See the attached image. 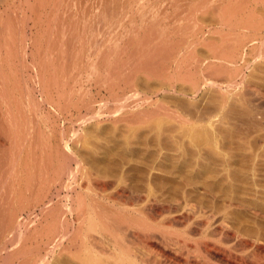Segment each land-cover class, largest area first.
I'll use <instances>...</instances> for the list:
<instances>
[{"label":"rangeland","instance_id":"rangeland-1","mask_svg":"<svg viewBox=\"0 0 264 264\" xmlns=\"http://www.w3.org/2000/svg\"><path fill=\"white\" fill-rule=\"evenodd\" d=\"M260 36L264 0H0V264H80L84 259L69 257L59 246L66 205L69 223L76 221L71 208L76 192L63 189L60 178L68 164L71 171L79 169L71 183L87 201L97 199L90 177L124 182L136 191L153 186L166 196L202 166L232 163L240 153L251 154L245 163L256 160L255 179L264 181V103L248 96L242 101L237 91L217 87L220 65L234 71L241 41L249 46ZM250 49L245 48L246 59ZM136 60H141L137 67ZM142 61L146 69L139 68ZM246 76L249 84L264 86V61L253 64ZM224 95L229 96L225 105ZM119 101H127L130 110L113 117L110 105ZM137 119L142 127L130 123ZM188 134L201 140L217 136L224 157L192 146ZM221 173L197 180L226 178ZM75 235L79 243L85 241L78 250L83 255L86 240Z\"/></svg>","mask_w":264,"mask_h":264},{"label":"bare ground","instance_id":"bare-ground-1","mask_svg":"<svg viewBox=\"0 0 264 264\" xmlns=\"http://www.w3.org/2000/svg\"><path fill=\"white\" fill-rule=\"evenodd\" d=\"M229 3H231V2H229ZM221 11H219V12H221ZM217 15H219V14H217ZM224 15H226V14H223V16ZM223 19H225V16L223 17ZM224 21L226 22V20H224ZM233 24H234V22H233ZM134 25H136V24H134ZM178 29H179V27H178ZM131 32L133 33V31H130V34H131ZM135 32H136V30H135ZM263 37H261L260 39L253 38L251 41L249 40V44H250V45L248 44L249 46H247V44H245V42H243V41H241L240 45L238 44L239 45L238 48H240L243 51V53H241V56L239 57L238 61L237 62L235 61L236 67H237L234 70L235 72L233 71V69H228V70L223 69L222 68L223 66L219 64L221 67L222 73H221V75H219L221 78L219 79V81H217L218 86L217 85L216 86L219 87L221 90H223V92L224 91L227 92L228 90L233 89V90L238 92V93L237 92L236 93H237V95H239L241 97L239 99H241L242 101H244L243 99L248 96L249 98H247V99H254V101H256L259 104L264 103V86H261L260 85L261 83L260 84L257 83L258 85H254L252 83L249 84L250 82L248 83L247 76H246V70L247 69H251L253 64H255V63L260 64L264 61V38ZM132 42H133V40H132ZM158 47H160V45H158ZM247 47L251 48L250 49V51H251L250 59H246L247 53H245V48H247ZM240 49H238V50H240ZM155 50H157L156 47H155ZM149 52H150V50H149ZM149 52H148V55H149ZM146 55H147V53H146ZM154 55L155 54H153V57H155ZM230 56H232V55H229V57ZM224 57H227V56H224ZM232 57H230V59ZM135 58L140 59V57L138 55H136ZM148 58H146L145 60H147ZM225 59L226 58H224L223 60H225ZM227 59H229V58H227ZM130 60L132 62L131 66H133V60L132 59H130ZM140 61L141 60H136V63L134 65L140 64ZM228 61H226V62L224 61L225 62L224 65H228V63H227ZM98 62H100V61H98ZM144 62H143V64L141 63L142 64L141 66L138 65L140 69H142L144 66L148 65V64L146 65L147 61H146L145 65H144ZM129 63H128V65H129ZM6 64H7V62H6ZM106 67H107V65H106ZM136 67H137V65H136ZM220 67H218V68H220ZM131 68L133 69V67H131ZM131 68H128V70H130ZM180 70L181 69L178 70V68H177L176 72L180 71ZM229 70L234 72V74H232V72L230 73ZM167 71H169V70H167ZM162 72H163V70H162ZM49 73H51V72H49ZM128 73H129V71H128ZM68 74H70V73H68ZM192 74L189 76L192 77ZM229 74H232V76H229ZM121 75L122 74H120V76ZM129 76H128V78H129ZM131 76H132V74H131ZM124 77L126 78V76H124ZM129 79L132 80L133 77H132V79L131 78H129ZM190 79H192V78L189 77V80ZM195 79H194V81H195ZM125 80L129 81L127 79H125ZM169 82H170V80H169ZM5 84H7L6 81H5ZM118 85H120V84L118 83ZM126 86H127V84H126ZM191 87L196 88L193 84ZM7 88H9V87L6 86V89ZM118 90H119V88H118ZM134 90L136 91V89H134ZM6 93L8 94V92H6ZM227 94L230 95V93H227ZM135 96H136V94L133 95L132 97H134V99H135ZM132 97L130 99H133ZM221 97L223 98L222 104L224 103L223 105H225L226 100L228 99L227 97H229V96L224 95ZM116 101L118 103V100H116ZM136 101H138V100L136 99ZM136 101H134L135 102V104L133 103L134 105H137ZM146 101L148 102V99ZM150 101H152V100L150 99ZM245 101H246V99H245ZM119 103L120 104H113V106L110 105L111 108H110V110L109 109L108 110H109V113L111 114V116L114 117V116L118 115L120 112L127 111V109L129 108L128 105H126L127 103L125 104V103H122L121 101H119ZM149 103L150 102H148V105H149ZM255 106H257V104ZM157 108H158V106H157ZM128 110H130V109H128ZM138 112L140 113V111H138ZM168 112H170V111H168ZM171 112H173V111H171ZM143 114H144V112H143ZM138 116L136 118H139L141 115L139 117ZM146 116H148V115H146ZM131 118H133V116ZM134 118H135V116H134ZM120 119H123V118H120ZM130 119H128V120L130 121ZM137 120H134V121L131 120L130 123L133 122L134 125L131 124L129 126L133 125V127H135L139 124H140L139 126H141V124L143 122L138 123L140 120H138V121ZM141 120L143 121V118ZM145 120H148V118H146ZM176 120H178V119H176ZM180 121L182 122V119ZM148 122H149V120L147 121V124H148ZM187 122L188 121H185V123H187ZM144 123H145V121H144ZM154 123L156 124L157 122H153V124ZM182 123H184V120ZM135 124H137V125H135ZM213 135H214V133H213ZM185 137H186V139H188L187 141H189V144H191V145L194 144V146L198 147V149L202 148V150H207V153L209 151L210 157H212L216 153L218 154V156L220 155L221 157L222 156L224 157V152L222 151L223 149L221 150L222 140H220L217 136L216 137H214V136L210 137V135H209L210 138L204 137L203 140H201L202 136H201V139H199V137H196L194 135L193 136L189 135V136H185ZM182 138H184V137H182ZM175 141H176V139H175ZM261 141L263 142V140H261ZM3 144H2V146H3ZM219 150H221L223 152L222 153L223 155L221 154V151H219ZM236 154H239V153H235V157H236ZM215 156H213V157L215 158ZM250 156H251V154H250ZM250 156L240 153V155L238 156L239 159L237 157L238 160L234 157L235 159L234 158L233 159L236 161H234L232 163H229L227 161L225 164H224V161H226L227 159L223 160V161L221 160L223 163L219 162L220 166L217 163L218 164L217 168L211 167L212 165L211 166H205L204 165L201 167V170L199 169V170L195 171L194 174L191 172L192 173V177H191L192 180L189 178L190 180L180 181L182 188L177 187L178 189L177 188L176 189L177 190L183 189V190H180V191L174 190L175 192L170 190L173 193H171V192L167 193L166 196L164 193L163 194L160 193L162 195H159L158 192H156L154 189H152L153 186L149 190L147 189L148 191H142V190L136 191V190L131 189L130 187L128 188L126 184H123L124 183L123 181H122L123 183H118V182L114 183L111 181L105 182L106 180L102 181V179L99 180L98 178H94V177L89 176L90 178L88 180H90V186H92V188L94 189V192L97 196V199L95 201H93V200L87 201V199H84V197L81 196L77 192V190L73 187L71 180L73 177H75V173H77L79 169L76 170V168H75V171H76L75 172V171H71V169H73V168L70 167L69 164L64 166L61 170L62 171L61 177L60 176L59 177L61 178V180L63 182V189H66V190L68 189V191H72V192L75 191L76 192V194H75L76 197L74 196L75 201H72L73 202L72 204L74 206L71 207L72 209L75 208V209H73L72 212L76 211V214H75L76 218L74 217L76 219V221L73 219L74 221L72 220V222H70L73 225H70V223H69L70 220L67 219V215H68L67 212L71 213V211H68L69 207L67 208V205H66V212H63L64 217L62 216L63 217L62 220H64V222H62V223L65 227L63 228L64 231L62 233V237H60L61 240H60V244H59L60 248H62L61 252L64 251L65 253L70 254L69 257L71 256V254L75 258H76V256H83L84 261L82 259L80 260L78 258L81 261V263L78 261L80 264H264V181L258 180L259 178L255 179L259 175L257 173V171L259 169H256V167H255V165H256L255 161L256 160L252 164L253 160L251 159L252 161H250L251 162L250 165H249V163H250L249 161H248L249 163H247V162L245 163L246 159L252 158V156L251 157ZM65 157H66V155H65ZM169 158H171V157H169ZM225 158H226V156H225ZM200 159H201V157H200ZM231 161H233L232 157H231ZM73 162H74V160H73ZM221 163H222V166H221ZM214 167H215V165H214ZM179 172H180V170H179ZM223 172H225L226 178L222 177V175H219L220 176L219 180L216 179L218 177L215 178L216 180H213L210 182L197 180V179L202 180V178L204 179L206 176H209V177L216 176V175L218 176V174H220V173L223 174ZM225 174H223V176H225ZM76 175L78 176V173ZM221 178H223V180ZM225 179H227V180L224 181ZM177 181H179V180H176L174 178H170V182H173V183L175 182V184H176ZM73 182H75V181H73ZM87 184L89 185V183H87ZM179 186H180V183H179ZM168 191H166V192H168ZM163 192H165V191H163ZM104 194H107V195H104ZM70 196H68V197H70ZM68 197H66L67 200H68ZM59 198H61V197H59ZM70 199H73V198L71 197ZM51 202H53V201H51ZM62 210H64V209H62ZM70 216H72V214ZM78 221H80L81 224H79ZM75 222L78 223L77 228H76L77 233H80L81 235L84 233L82 235L84 237H82V238L83 239L85 238V240H86L87 249L85 248V250H84L85 252H83V255H81L82 252H80L78 250H80L79 244H85V241H84V243H82V242L79 243L78 241L81 240V239L78 240L79 235H75L76 231L75 232L73 231L74 232L73 233L74 235H73L72 231L70 229L71 227L75 228L74 227ZM73 230H75V229H73ZM78 231H80V232H78ZM54 232H55V230H54ZM96 235L97 236L101 235L102 239L100 240L99 238L96 237ZM53 245H54V243H53ZM82 246H84V245H82ZM49 249H50V247H49ZM140 250H143V253L144 252L146 253L145 258H143V256L141 257L139 255L138 251H140ZM50 252L51 251H49L47 253H50ZM51 253H50V255H51ZM60 254H62V253H60ZM68 254H65V255H68ZM47 257L48 256L46 255V257L44 259H47ZM60 257H62V256H60ZM75 258H74V260H75ZM46 262L48 263V260Z\"/></svg>","mask_w":264,"mask_h":264}]
</instances>
